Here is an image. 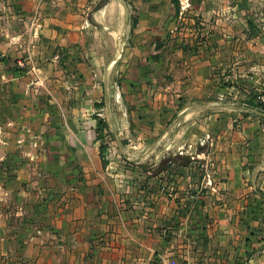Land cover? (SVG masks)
<instances>
[{
  "label": "crops",
  "instance_id": "0c3cea01",
  "mask_svg": "<svg viewBox=\"0 0 264 264\" xmlns=\"http://www.w3.org/2000/svg\"><path fill=\"white\" fill-rule=\"evenodd\" d=\"M213 11L0 0V264H264V31Z\"/></svg>",
  "mask_w": 264,
  "mask_h": 264
},
{
  "label": "rangeland",
  "instance_id": "374dc122",
  "mask_svg": "<svg viewBox=\"0 0 264 264\" xmlns=\"http://www.w3.org/2000/svg\"><path fill=\"white\" fill-rule=\"evenodd\" d=\"M210 3V8L216 9V11H213L210 18L213 19H222V20H235V21H245V23L248 24V30L249 33L251 31L250 25L252 23H256L260 26L261 33L264 31V0H190V3L197 4V5H203L204 3ZM178 4V0H177ZM208 15L206 13L202 15H199L198 17L189 16V14L185 17L186 19H192L197 20L199 19H206ZM245 33H247L245 31ZM264 33V32H263ZM262 61V58H261ZM264 65V62L262 63ZM264 88L262 89V91ZM123 145H127L128 142L126 140H123ZM133 145V144H132ZM20 200L17 201L8 208V213L10 214H16L18 210L16 207L20 205ZM21 206V205H20ZM24 209V208H23ZM26 209V208H25ZM37 214L44 213V208L38 207L36 209ZM24 214H28L27 212ZM11 223L16 222V217H11L10 219ZM34 220V219H33ZM17 224V223H16ZM38 225V224H37ZM20 227H22L25 230H28L31 228L29 223L21 222L20 221Z\"/></svg>",
  "mask_w": 264,
  "mask_h": 264
},
{
  "label": "built area",
  "instance_id": "2783aa9c",
  "mask_svg": "<svg viewBox=\"0 0 264 264\" xmlns=\"http://www.w3.org/2000/svg\"><path fill=\"white\" fill-rule=\"evenodd\" d=\"M191 3L189 0H179V17L183 18L189 12ZM259 110L264 114V90L261 91L255 99Z\"/></svg>",
  "mask_w": 264,
  "mask_h": 264
},
{
  "label": "trees",
  "instance_id": "16d2710c",
  "mask_svg": "<svg viewBox=\"0 0 264 264\" xmlns=\"http://www.w3.org/2000/svg\"><path fill=\"white\" fill-rule=\"evenodd\" d=\"M175 1V0H173ZM135 16V12L133 11V17H132V28L136 25V17ZM101 123V122H100Z\"/></svg>",
  "mask_w": 264,
  "mask_h": 264
}]
</instances>
